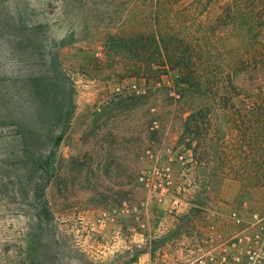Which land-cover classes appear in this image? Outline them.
I'll use <instances>...</instances> for the list:
<instances>
[{"label": "rangeland", "instance_id": "rangeland-1", "mask_svg": "<svg viewBox=\"0 0 264 264\" xmlns=\"http://www.w3.org/2000/svg\"><path fill=\"white\" fill-rule=\"evenodd\" d=\"M227 1L0 0V264H190L202 254L209 207L264 214V112L242 120L228 94V109H205L198 134L186 129L200 119L189 118L192 100L239 75L241 56L254 53L260 76L251 80L264 90L261 0L247 2L256 9L245 15L257 21L251 50L235 25L217 22ZM153 31L193 41L205 89L196 100L191 90L176 96L177 69L170 89L134 72L142 47L128 38ZM39 75L74 86L58 146L60 113L42 107ZM156 156L173 160L186 210L151 202L141 214L122 211L146 198L137 179ZM103 211L105 225L96 221ZM220 225L237 228L226 216Z\"/></svg>", "mask_w": 264, "mask_h": 264}, {"label": "trees", "instance_id": "trees-1", "mask_svg": "<svg viewBox=\"0 0 264 264\" xmlns=\"http://www.w3.org/2000/svg\"><path fill=\"white\" fill-rule=\"evenodd\" d=\"M165 0H157V3H161ZM248 0H229L221 7V14L217 18V22L227 25L233 24L242 32L244 37L242 40L246 42L249 46V50L252 49L250 35L254 29V25L257 22L254 19L247 20L246 14H248L252 9L247 4ZM259 14L264 13V0L260 1ZM256 9L253 8V13ZM257 13V12H256ZM264 24V20L262 22ZM166 34V33H165ZM111 47H116L119 42L114 38L110 37ZM129 42L132 44L142 47V51L138 60H140L139 65L134 64V72L140 74V77L145 78V82L149 84L150 87L154 85L155 89L161 87L170 89L174 81L170 77V68L172 70L177 69V74L174 77L176 86L179 87V95L175 92L176 96L180 97V92L191 90L193 93L197 91L204 92V86L200 83L197 78V62L193 59V52H195V47L193 41L190 37H175L173 33L169 35H163L160 31H153L151 33H138L131 38H128ZM180 52V54H177ZM135 56L136 53H133ZM139 54V53H138ZM198 54V52H197ZM139 56V55H137ZM256 58L254 53L250 55H243L239 59L240 73L236 77L230 74L229 83L226 86L217 85L216 89L212 86L209 87L208 93L205 98L201 101V105L196 104L192 100V104L189 106L190 115L189 118L195 120V117L203 116V111L206 109L209 112H213L217 115L219 111L226 110L229 108V98L228 94H232L237 97V105L234 101V107L239 112V117L244 120V118L249 117V113L253 112H264V90L258 92L255 88L256 80H251L252 76H260L257 71L259 70L257 62L254 63L253 60ZM135 62V61H134ZM169 64V65H168ZM156 66V67H155ZM66 78L67 77V74ZM155 76L156 79H151ZM33 86L35 88V94L41 99L42 107L51 105L55 109H58L61 118V129L55 138V144L58 146L63 139L66 132L71 126V120L75 110V100H74V86L70 83H65L63 80L58 81L51 78H44L42 75L35 76L33 79ZM67 80V79H65ZM148 93V90L143 94ZM209 94V95H208ZM175 96V95H174ZM194 102V103H193ZM259 103V104H257ZM261 103V104H260ZM248 115V116H247ZM251 118V117H250ZM264 115L259 119H263ZM199 119V120H200ZM195 121L193 123H188L186 129L192 133L198 134L201 129V124H205V116H203V123L201 121ZM260 122V121H259ZM258 122V125H260ZM206 129L209 133L212 129L211 124ZM197 140L198 137H195ZM196 149H192L194 154L197 153ZM185 216V215H184ZM186 217V216H185ZM137 257L133 259L136 261Z\"/></svg>", "mask_w": 264, "mask_h": 264}, {"label": "built area", "instance_id": "built-area-1", "mask_svg": "<svg viewBox=\"0 0 264 264\" xmlns=\"http://www.w3.org/2000/svg\"><path fill=\"white\" fill-rule=\"evenodd\" d=\"M172 161L156 156L152 165L142 169L137 180L145 189L146 198L136 205L125 203L122 211L141 214L152 202L173 213L184 212L187 202L181 196ZM109 215L111 212L103 211L97 223L105 225ZM206 216L202 254L190 264H264V214L255 212L245 219L237 210L225 215L218 208L209 207ZM225 216L237 226L234 231H226L220 225Z\"/></svg>", "mask_w": 264, "mask_h": 264}]
</instances>
